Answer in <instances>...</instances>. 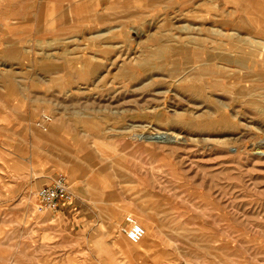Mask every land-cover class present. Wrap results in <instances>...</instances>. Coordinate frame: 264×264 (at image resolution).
<instances>
[{"label":"rangeland","instance_id":"374dc122","mask_svg":"<svg viewBox=\"0 0 264 264\" xmlns=\"http://www.w3.org/2000/svg\"><path fill=\"white\" fill-rule=\"evenodd\" d=\"M0 264H264V0H0Z\"/></svg>","mask_w":264,"mask_h":264},{"label":"built area","instance_id":"2783aa9c","mask_svg":"<svg viewBox=\"0 0 264 264\" xmlns=\"http://www.w3.org/2000/svg\"><path fill=\"white\" fill-rule=\"evenodd\" d=\"M52 120V115L43 113L37 124L47 129L48 123ZM39 208L59 210L63 205L74 202L75 194L71 189V183L68 176L59 173L53 178V181L39 188ZM128 225L124 227L127 238L134 243H138L146 236V227L132 216L127 217Z\"/></svg>","mask_w":264,"mask_h":264},{"label":"bare ground","instance_id":"6f19581e","mask_svg":"<svg viewBox=\"0 0 264 264\" xmlns=\"http://www.w3.org/2000/svg\"><path fill=\"white\" fill-rule=\"evenodd\" d=\"M150 137H154L161 140L175 139L174 135L170 134L167 131H159L157 134L151 135Z\"/></svg>","mask_w":264,"mask_h":264},{"label":"crops","instance_id":"0c3cea01","mask_svg":"<svg viewBox=\"0 0 264 264\" xmlns=\"http://www.w3.org/2000/svg\"><path fill=\"white\" fill-rule=\"evenodd\" d=\"M1 89H3L4 87H9L10 83L8 81V79L6 78H2L1 79ZM4 93H1V98H2V102H6V99L9 98V90L8 91H3ZM75 202V201H74Z\"/></svg>","mask_w":264,"mask_h":264}]
</instances>
